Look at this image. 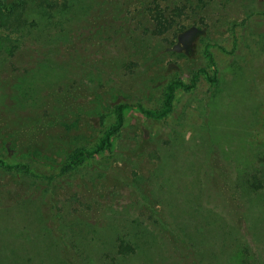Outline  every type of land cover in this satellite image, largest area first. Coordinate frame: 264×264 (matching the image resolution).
<instances>
[{
	"label": "rangeland",
	"instance_id": "obj_1",
	"mask_svg": "<svg viewBox=\"0 0 264 264\" xmlns=\"http://www.w3.org/2000/svg\"><path fill=\"white\" fill-rule=\"evenodd\" d=\"M32 8L0 25V264H264V0Z\"/></svg>",
	"mask_w": 264,
	"mask_h": 264
},
{
	"label": "trees",
	"instance_id": "obj_2",
	"mask_svg": "<svg viewBox=\"0 0 264 264\" xmlns=\"http://www.w3.org/2000/svg\"><path fill=\"white\" fill-rule=\"evenodd\" d=\"M36 0H0V25L6 28H15V26H21L22 24L26 23V19H28V12L29 10L33 12V4ZM211 60L212 57L210 56ZM250 73V72H249ZM212 80V79H211ZM214 81V80H212ZM183 87L189 89L190 86L186 85L182 80H176L169 84L165 90L164 94V103L162 111L156 110H149L143 106H138V110L148 118L162 120L164 119L170 112L173 110V100H174V93L175 88ZM263 110H260L258 115L259 119H263ZM131 111V107L129 105H118L116 109V123L107 130L104 135L102 136L99 144L96 148L92 150H81L77 151L74 156L72 157V161L66 170H70L75 168L76 166L82 165L86 160H89L91 157L102 154L108 153L112 151L115 147V138L117 134L120 132L121 128L124 126L126 118ZM1 162V161H0ZM244 170H240L238 178L241 179L243 177ZM238 175V173H237ZM234 201V199H233ZM204 207V205H202ZM234 206V204H233ZM238 210L235 209V214ZM235 215H231L229 212L226 216L222 217L221 219L229 221L228 224V232L229 230H234L236 235L239 234L238 227L232 225L234 222L231 220L232 217ZM228 233H226L227 236ZM236 237V236H235ZM239 238V237H238ZM246 245V242L243 241ZM118 249L121 255L130 256L131 254H135V248H133L130 244L125 243L124 241H118ZM135 251V252H134Z\"/></svg>",
	"mask_w": 264,
	"mask_h": 264
}]
</instances>
